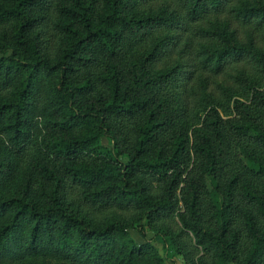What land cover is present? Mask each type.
I'll use <instances>...</instances> for the list:
<instances>
[{
    "label": "trees",
    "instance_id": "trees-1",
    "mask_svg": "<svg viewBox=\"0 0 264 264\" xmlns=\"http://www.w3.org/2000/svg\"><path fill=\"white\" fill-rule=\"evenodd\" d=\"M145 226L264 264V0H0V264H165Z\"/></svg>",
    "mask_w": 264,
    "mask_h": 264
},
{
    "label": "rangeland",
    "instance_id": "rangeland-1",
    "mask_svg": "<svg viewBox=\"0 0 264 264\" xmlns=\"http://www.w3.org/2000/svg\"><path fill=\"white\" fill-rule=\"evenodd\" d=\"M101 143L108 148L112 147V142L107 137H102ZM119 158L122 161H126V156L124 154L119 155ZM131 233L138 241L142 239L141 237H139V234H137L135 230L132 229ZM144 238L152 239L153 244L158 249L159 253L162 255L165 264L183 263L181 256L175 253L173 247L169 245L167 242H165L164 238L157 235L156 232H154L148 226H145L144 228ZM22 264H29V263L24 261L22 262Z\"/></svg>",
    "mask_w": 264,
    "mask_h": 264
}]
</instances>
